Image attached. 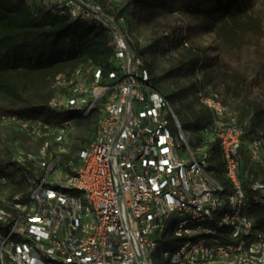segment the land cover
<instances>
[{"label": "built area", "instance_id": "2783aa9c", "mask_svg": "<svg viewBox=\"0 0 264 264\" xmlns=\"http://www.w3.org/2000/svg\"><path fill=\"white\" fill-rule=\"evenodd\" d=\"M66 4L110 30L111 68L86 63L56 76L49 105L92 118L93 132L61 164L69 120L54 129L36 121L32 134L40 127L56 150L44 141L30 158L38 172L27 199L16 194L0 207V264H264V231L249 210L264 207V181L244 185L236 115L217 92L197 91L221 156L217 178L208 143L190 146L127 33L95 3ZM261 148L260 139L248 143L252 161Z\"/></svg>", "mask_w": 264, "mask_h": 264}, {"label": "trees", "instance_id": "16d2710c", "mask_svg": "<svg viewBox=\"0 0 264 264\" xmlns=\"http://www.w3.org/2000/svg\"><path fill=\"white\" fill-rule=\"evenodd\" d=\"M88 1L99 5L119 27L128 15L153 30L147 44L138 48L130 44L142 55L144 64L145 57L155 51L176 52V69L190 67L193 75L205 70L209 81L215 79L213 84L218 82L226 95L241 100L246 114L242 119L236 117L243 127L239 155L244 185L249 189L252 182L264 181L247 150L249 142L261 139L264 129V4L257 6L260 0ZM206 33L214 37L212 55L195 46L199 36ZM112 51L110 30L91 17L73 16L66 0L63 4L0 0V117L33 119L49 125L69 118L80 120L82 116L77 112L49 105L55 95L53 82L57 75L86 63L110 69ZM145 67L153 83L170 72L155 76L151 66ZM199 89L202 88L196 93ZM166 97L170 104L172 100ZM174 115L181 127L183 123L197 132L196 138L190 140L193 147L208 143L209 168L215 177L222 178L218 144L216 140L209 142L204 132L211 128L209 110L201 105L188 122ZM69 158L63 155L61 164ZM31 165L0 159V180L11 188L9 200L16 194L22 201L27 199L28 179L36 172L35 164ZM0 207L9 208L7 203H0ZM249 210L256 218V226L264 231V207L250 206Z\"/></svg>", "mask_w": 264, "mask_h": 264}, {"label": "rangeland", "instance_id": "374dc122", "mask_svg": "<svg viewBox=\"0 0 264 264\" xmlns=\"http://www.w3.org/2000/svg\"><path fill=\"white\" fill-rule=\"evenodd\" d=\"M43 2L45 4L52 2L63 4L65 0H43ZM259 4H264V0H260L257 6H260ZM121 28L127 33L131 46L135 48L147 44L153 36V30L150 27L136 23L128 15L121 21ZM213 39L214 37L212 34H203L199 36L195 46L205 49L207 55H212L210 47L213 46ZM178 59L179 55L172 51H168L165 54L155 51L145 57V64L153 68V74L155 76H161L170 71L167 76L157 80L158 83L152 82V84L156 90L170 97V101L172 100L170 106L174 113H177L180 118L184 117L187 122L193 119L194 113L201 108L196 98V90L200 87L206 91H214L221 95L224 99L227 114L236 115L240 119L244 117L246 113L241 106V100L226 95L218 82L216 85L213 84L216 81L215 79L209 81V75L207 76L208 72L205 70L199 72L201 75V80L199 81L197 76L193 75L192 68L184 67L176 69L175 67L177 66ZM167 117L171 120L170 125L173 127L174 121L172 120L171 113H167ZM246 117H248V115ZM76 119L77 118L67 119L70 122V126L66 135V143L64 144L67 149L64 155H69L70 157L75 155L79 145L78 143L82 144L84 140L90 138L93 132L94 121L92 118L86 119L82 117L80 120L78 119L79 122ZM36 121L37 120L33 119L17 121L8 117H0V159H11L30 165L34 163L35 166L33 165V167L36 169V172H38L37 161L31 160L30 158L35 157V159H38L44 141H47L52 150H56V146L52 137L46 138L43 135V131L40 130V127H38L39 130H37L36 134H32L31 130L37 126L35 124ZM181 124L190 144V140L196 138L197 132L193 131L191 127L183 123ZM56 125L57 124L49 126L54 129ZM178 139L179 142L183 144L181 139ZM260 140L262 142L260 157L254 162L258 164V170L264 177V129L262 130V137ZM190 146L193 147L191 144ZM10 193V185L6 184L4 180H0L1 204L8 203ZM153 261L155 264H159L157 257H153Z\"/></svg>", "mask_w": 264, "mask_h": 264}]
</instances>
